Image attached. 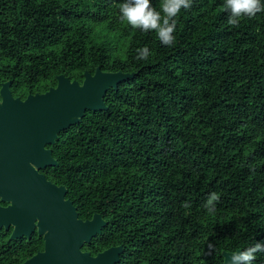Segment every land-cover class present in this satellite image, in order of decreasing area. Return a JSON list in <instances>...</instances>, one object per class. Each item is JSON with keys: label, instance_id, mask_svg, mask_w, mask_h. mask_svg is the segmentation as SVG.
Instances as JSON below:
<instances>
[{"label": "trees", "instance_id": "16d2710c", "mask_svg": "<svg viewBox=\"0 0 264 264\" xmlns=\"http://www.w3.org/2000/svg\"><path fill=\"white\" fill-rule=\"evenodd\" d=\"M122 2L0 0V86L25 99L59 76L134 75L107 92L106 111L58 134L56 166L40 173L79 219L108 222L82 248L93 256L122 245L117 264H222L223 251L264 242V12L232 26L224 0H192L167 47L121 21ZM10 234L0 229V264L42 250L35 232Z\"/></svg>", "mask_w": 264, "mask_h": 264}, {"label": "water", "instance_id": "95a60500", "mask_svg": "<svg viewBox=\"0 0 264 264\" xmlns=\"http://www.w3.org/2000/svg\"><path fill=\"white\" fill-rule=\"evenodd\" d=\"M134 78L132 74L95 69L82 82L57 77V85L44 93L13 97L10 82L0 86V229L11 228L10 240L35 232L42 250L21 264H117L122 245L96 255L82 248L102 234L108 222L99 214L77 217L65 200L66 190L48 182L40 171L56 166L51 149L58 134L80 121L85 111H106L109 90ZM240 250V249H238ZM236 250V251H238ZM241 251V250H240ZM232 252L223 251L222 264Z\"/></svg>", "mask_w": 264, "mask_h": 264}, {"label": "clouds", "instance_id": "9594fccd", "mask_svg": "<svg viewBox=\"0 0 264 264\" xmlns=\"http://www.w3.org/2000/svg\"><path fill=\"white\" fill-rule=\"evenodd\" d=\"M118 7L121 21H127L134 29L143 32L154 31L162 45L172 47L176 40L177 18L181 11L187 12L192 8V0H163L159 11L152 5V0H123ZM223 7L230 13L228 24L232 26H238L243 17L251 19L264 12L262 0H224ZM137 51V59L147 60L150 56L147 47ZM218 201L219 194L213 192L204 207L209 213H215V202ZM183 206L190 207L187 202ZM209 248L213 249V245ZM257 253H264V242L232 252L227 264H253Z\"/></svg>", "mask_w": 264, "mask_h": 264}, {"label": "flooded vegetation", "instance_id": "af4514ba", "mask_svg": "<svg viewBox=\"0 0 264 264\" xmlns=\"http://www.w3.org/2000/svg\"><path fill=\"white\" fill-rule=\"evenodd\" d=\"M1 205V204H0ZM2 206H4V205H2Z\"/></svg>", "mask_w": 264, "mask_h": 264}]
</instances>
